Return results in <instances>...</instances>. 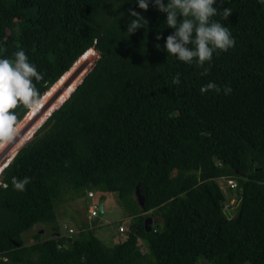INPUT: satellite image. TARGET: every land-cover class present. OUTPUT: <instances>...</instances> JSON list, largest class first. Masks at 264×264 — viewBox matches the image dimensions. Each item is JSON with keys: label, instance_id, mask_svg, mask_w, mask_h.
<instances>
[{"label": "trees", "instance_id": "1", "mask_svg": "<svg viewBox=\"0 0 264 264\" xmlns=\"http://www.w3.org/2000/svg\"><path fill=\"white\" fill-rule=\"evenodd\" d=\"M219 7L232 9L215 19L236 44L214 54L202 76L163 49L173 29L152 5L0 0V56L24 48L45 76L38 82L44 98L85 53L100 54L2 168L0 264H264V4L223 0ZM133 8L149 25L128 36ZM208 80L231 93L201 94ZM18 111L24 123L30 111ZM13 175L31 177L25 191L11 186ZM223 178L237 181L242 197L231 218ZM88 189L117 193L132 212L125 241L108 245L87 226L59 232V204ZM40 224L52 236L44 239L42 229L27 243L24 234Z\"/></svg>", "mask_w": 264, "mask_h": 264}, {"label": "clouds", "instance_id": "2", "mask_svg": "<svg viewBox=\"0 0 264 264\" xmlns=\"http://www.w3.org/2000/svg\"><path fill=\"white\" fill-rule=\"evenodd\" d=\"M222 2L223 0H135L140 9L146 11L152 5L166 14L163 23L173 31L164 38L163 49L177 60L199 67L202 76L209 72L214 54L226 52L236 44L231 29L221 20L215 19L218 15L227 19L232 13L230 7H219ZM259 2L264 4V0ZM148 25L149 20L141 12L135 8L129 9L127 31L124 33L130 36L140 28L147 29ZM162 38V33L157 35V40ZM157 47L160 48L161 45L157 44ZM44 79L43 72L24 48L16 49L11 56H0V147L18 142L23 123L18 109L22 107L28 112L38 110L42 105L46 89L42 90L38 82ZM180 81L181 74L177 72L173 76V83L179 84ZM210 90L217 93L223 91L227 95L232 88L228 84L221 86L214 80H208L199 89L201 94ZM30 180L29 176L13 175L11 186L15 190L25 191ZM229 180L236 183L234 179H227Z\"/></svg>", "mask_w": 264, "mask_h": 264}, {"label": "rangeland", "instance_id": "3", "mask_svg": "<svg viewBox=\"0 0 264 264\" xmlns=\"http://www.w3.org/2000/svg\"><path fill=\"white\" fill-rule=\"evenodd\" d=\"M99 57L100 54L98 51L91 52L88 57L81 61L67 76L64 82H60L54 87V90L44 98L42 106H40L38 110L34 109L30 111L28 119L20 127L21 135L18 138V142L0 147V172L15 156L18 150L36 137L38 128L45 121V117L57 103L64 101L69 96L71 90L78 81L83 78L87 70L90 69ZM219 182L227 199L226 203H228V210L232 211L239 201V189L230 188L226 178L220 179ZM89 193L88 189L82 196L76 199H71L69 195L65 196L63 202L60 203L58 207L59 232L62 235H66L68 232L67 227H72L78 232L81 226H87L94 229L95 234L108 245L125 241L128 238L130 229L128 221L133 218L132 212L123 204L117 193H105L97 189H93L94 197H90ZM101 202H104L106 213L100 218L99 224L92 228V221L94 219L90 217V209L96 205L100 206ZM160 221H162V219L159 217L154 219V223ZM42 229L44 231V239H48L52 236L50 228L40 224L24 234L25 241H27V243H32L34 241V234ZM139 245L144 253L148 251V247L142 240H139Z\"/></svg>", "mask_w": 264, "mask_h": 264}, {"label": "water", "instance_id": "4", "mask_svg": "<svg viewBox=\"0 0 264 264\" xmlns=\"http://www.w3.org/2000/svg\"><path fill=\"white\" fill-rule=\"evenodd\" d=\"M91 184H92V183H89V184L87 185V188H89V187L91 186ZM136 194H137V199H138V201H139L141 207H144V206H145V203H146L145 198L141 195V193H140L139 190H137ZM241 200H242V197L239 198V201H238V203H237L236 206H238V205L240 204ZM223 207H225V204L223 205ZM226 212H227V214H228V216H229L230 218H231V217L233 216V214H234V211H229V210H227ZM98 213H99V216H98L96 219H94V220L92 221V228L96 227V226L99 224L100 218L103 217V216L105 215V213H106V212H105V207H104V202H101V203H100ZM152 224H153V219H152V218H148V219H146V221H145V225H146L148 231L151 230V226H152Z\"/></svg>", "mask_w": 264, "mask_h": 264}, {"label": "built area", "instance_id": "5", "mask_svg": "<svg viewBox=\"0 0 264 264\" xmlns=\"http://www.w3.org/2000/svg\"><path fill=\"white\" fill-rule=\"evenodd\" d=\"M228 183L233 188H235L237 186V184L233 180H229ZM89 194H90V197H94V193L93 192H90ZM98 210H99V206H97V205L90 209V213H91L90 217H91V219H96L99 216ZM67 230H68V235H70V236L77 232L72 227H67Z\"/></svg>", "mask_w": 264, "mask_h": 264}, {"label": "bare ground", "instance_id": "6", "mask_svg": "<svg viewBox=\"0 0 264 264\" xmlns=\"http://www.w3.org/2000/svg\"><path fill=\"white\" fill-rule=\"evenodd\" d=\"M93 51H96V50H94V49L89 50L88 53L86 54V56L83 57L82 61L85 60V59L88 57V55H89L91 52H93ZM65 79H67V77H66ZM65 79H63L61 82H64ZM41 106H42V105H41ZM1 171H2V169H1ZM0 173H1V172H0Z\"/></svg>", "mask_w": 264, "mask_h": 264}]
</instances>
